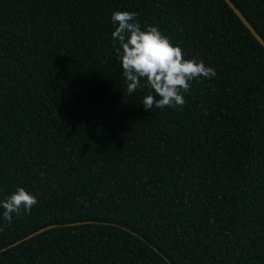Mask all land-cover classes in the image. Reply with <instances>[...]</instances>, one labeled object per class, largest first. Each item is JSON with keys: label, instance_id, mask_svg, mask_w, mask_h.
Here are the masks:
<instances>
[{"label": "trees", "instance_id": "trees-1", "mask_svg": "<svg viewBox=\"0 0 264 264\" xmlns=\"http://www.w3.org/2000/svg\"><path fill=\"white\" fill-rule=\"evenodd\" d=\"M231 1L264 39V0ZM115 11L216 76L145 111ZM17 187L39 203L0 208V250L55 226L0 264H264V48L224 0H0V200Z\"/></svg>", "mask_w": 264, "mask_h": 264}, {"label": "clouds", "instance_id": "clouds-1", "mask_svg": "<svg viewBox=\"0 0 264 264\" xmlns=\"http://www.w3.org/2000/svg\"><path fill=\"white\" fill-rule=\"evenodd\" d=\"M136 12L115 11L111 15L114 31L111 44L126 84L132 95L138 89H147L142 99L145 111L164 108H182L186 104L184 94L192 82H202L216 76V70L203 61L186 59L181 47L174 46L158 26L144 25ZM118 44V46H117ZM39 203L37 197L23 187L0 200L3 219L12 222L13 214H30Z\"/></svg>", "mask_w": 264, "mask_h": 264}, {"label": "water", "instance_id": "water-1", "mask_svg": "<svg viewBox=\"0 0 264 264\" xmlns=\"http://www.w3.org/2000/svg\"><path fill=\"white\" fill-rule=\"evenodd\" d=\"M224 1L229 6V8L235 13V15L239 18V20L242 22V24L248 29V31L251 33V35L264 48V39L255 30V28L249 23V21L246 19V17L243 15V13L236 7V5L231 0H224ZM79 224H82V223L81 222H76V223H72L71 225H79ZM54 226L55 225H53V226H47V227L41 228L39 230H36L33 233L28 234L24 238H22V239H20V240H18L16 242L10 244L9 246L4 247L3 249L0 250V252L6 250L8 248H11L13 246H16V245L20 244L21 242L26 241V240H28V239H30V238L38 235V234H41L44 231H46V230H48V229H50V228H52Z\"/></svg>", "mask_w": 264, "mask_h": 264}]
</instances>
